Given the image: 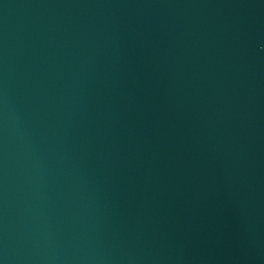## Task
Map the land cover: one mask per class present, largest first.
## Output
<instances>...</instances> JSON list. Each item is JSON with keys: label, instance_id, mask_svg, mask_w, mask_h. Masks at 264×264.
I'll return each instance as SVG.
<instances>
[{"label": "water", "instance_id": "95a60500", "mask_svg": "<svg viewBox=\"0 0 264 264\" xmlns=\"http://www.w3.org/2000/svg\"><path fill=\"white\" fill-rule=\"evenodd\" d=\"M0 264H264V0H0Z\"/></svg>", "mask_w": 264, "mask_h": 264}]
</instances>
